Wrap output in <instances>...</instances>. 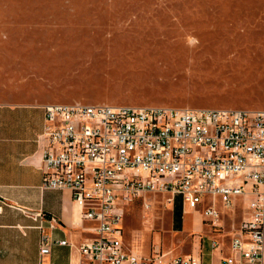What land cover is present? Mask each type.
Masks as SVG:
<instances>
[{"label":"rangeland","instance_id":"rangeland-1","mask_svg":"<svg viewBox=\"0 0 264 264\" xmlns=\"http://www.w3.org/2000/svg\"><path fill=\"white\" fill-rule=\"evenodd\" d=\"M29 101L262 109L264 0H0V102ZM169 198L122 206L126 246L168 253L174 215L201 235Z\"/></svg>","mask_w":264,"mask_h":264},{"label":"built area","instance_id":"built-area-1","mask_svg":"<svg viewBox=\"0 0 264 264\" xmlns=\"http://www.w3.org/2000/svg\"><path fill=\"white\" fill-rule=\"evenodd\" d=\"M44 110L42 189L69 190L94 224V237L79 247L84 264H202L193 255L141 257L126 249L122 206L149 193L200 209L216 231L225 226L224 214L241 212L223 264H264V108L50 104ZM33 219L40 222L42 257L53 245H69L44 232L42 215ZM49 223L54 228L56 220Z\"/></svg>","mask_w":264,"mask_h":264},{"label":"crops","instance_id":"crops-1","mask_svg":"<svg viewBox=\"0 0 264 264\" xmlns=\"http://www.w3.org/2000/svg\"><path fill=\"white\" fill-rule=\"evenodd\" d=\"M44 106L37 101L0 102V264H84L79 247L94 237V224L83 219L82 207L73 201L69 190L42 189L41 135L47 125ZM37 214L45 218L43 229L52 240L69 245H53L51 253L42 257L40 222L33 219ZM231 215L237 223L230 228L226 225L219 229L223 232H217L208 224L199 228L202 232L198 236L183 232L178 216H172L173 231L178 235L168 253L193 255L202 264H223L232 254L230 240L242 213ZM52 218L56 220L54 228L49 223ZM123 242L138 256L152 255L137 250L139 246H126L124 238Z\"/></svg>","mask_w":264,"mask_h":264}]
</instances>
